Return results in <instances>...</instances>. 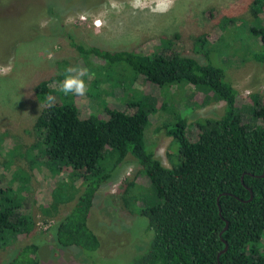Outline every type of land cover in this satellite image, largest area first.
<instances>
[{
	"label": "trees",
	"instance_id": "trees-1",
	"mask_svg": "<svg viewBox=\"0 0 264 264\" xmlns=\"http://www.w3.org/2000/svg\"><path fill=\"white\" fill-rule=\"evenodd\" d=\"M74 1L85 0L58 3L70 5ZM50 3L49 8L55 7L56 2ZM249 11L252 21L242 20L241 26L228 28L235 19L219 22L223 31L219 43L224 42L225 34L230 37L241 28L244 35L240 41L251 50V59L264 63V0H252ZM69 38L70 45L96 75L85 95L95 98L97 92H92L96 96H89V92L100 87L103 80H111L110 93L121 87L130 99L123 108L106 106V118L94 113L83 117L75 95L51 88L60 84L62 75L36 84L34 95L41 109L33 124L37 143L33 145L40 147L42 159L32 160L31 166L42 165L52 173L65 168L73 174L70 183L60 182L54 187V200L44 210L56 211L59 204L73 199L75 178L81 179L83 186L70 210L51 227L56 245L87 252L98 249L99 238L87 222L95 192L130 155L149 180V187L132 196V201H141L137 213L147 218L152 232L148 248L132 264H264V101L248 94L255 105L248 108L240 104L245 97L227 79L225 67L211 56L214 52L229 59L227 52L210 48L203 35L196 38L195 44L205 61L176 51L145 54L103 49ZM251 39L258 42L256 48L250 45ZM91 65L97 68L93 70ZM133 75L158 86L187 83L224 102L222 115L196 123V139L188 136L185 111L165 125V133L177 143L179 162L172 167L164 166L146 148L144 130L153 108L138 91L129 95L135 91ZM101 90L105 98L106 92ZM20 170L23 177L18 176V195L6 192L11 188L0 195V249L19 234L28 235L34 227V218L18 193L30 174ZM67 188L72 191L66 192ZM225 245L226 250L221 252ZM38 249L34 242L24 243L7 264H39Z\"/></svg>",
	"mask_w": 264,
	"mask_h": 264
},
{
	"label": "rangeland",
	"instance_id": "rangeland-1",
	"mask_svg": "<svg viewBox=\"0 0 264 264\" xmlns=\"http://www.w3.org/2000/svg\"><path fill=\"white\" fill-rule=\"evenodd\" d=\"M58 1L0 0V69H11L0 72V195L6 192L18 195L15 193L21 184L18 176L23 177L19 169L29 173V181L18 193L23 195V203L35 222L28 235L19 234L0 249V264H7L16 248L29 242L39 246V264H132L148 248L152 232L147 218L137 213L141 201H132V196L149 187V180L139 172V165L130 155L95 192L87 222L99 238L98 249L87 252L75 246L60 247L54 242L51 227L70 210L83 186L81 179L75 178L72 180L75 187H71L75 191L73 199L59 204L56 211L44 210L54 200V187L60 182L70 183L73 174L65 168L52 173L42 165L31 166L32 160L42 159L40 147L33 145L37 144L33 124L41 109L34 88L42 79L57 74L63 80L69 67L87 69L86 85L96 76L87 60L70 45V36L78 43L103 49L145 54L176 51L205 61L195 44L196 38L203 35L210 48L222 49L230 56L227 59L211 53L212 58L218 59L217 64L225 67L232 86L245 97L240 104L250 108L255 103L248 94H256L259 102L264 101V63L251 59V50H246L240 41L244 35L241 28L235 29L230 37L225 34L224 42L219 43L223 35L219 22L235 19V24L228 28L241 26L242 20L251 22L252 0H85L70 5ZM50 2H56L55 7L49 8ZM249 43L256 48L258 42L251 39ZM133 77L135 91L129 95L138 91L153 108L144 130L146 148L164 166L172 167L179 162L178 149L177 143L165 133V125L185 111L188 136L196 139V123L218 118L224 102L187 83L158 86L141 75ZM110 82L103 80L100 87L95 86L89 92V96L97 92L95 98L75 95L81 116L94 113L106 118V106H125L130 99L126 91L115 87L110 93ZM51 88L59 90V84ZM101 89L106 92L105 98ZM133 99L137 101V97ZM8 188L12 190L5 192Z\"/></svg>",
	"mask_w": 264,
	"mask_h": 264
},
{
	"label": "clouds",
	"instance_id": "clouds-1",
	"mask_svg": "<svg viewBox=\"0 0 264 264\" xmlns=\"http://www.w3.org/2000/svg\"><path fill=\"white\" fill-rule=\"evenodd\" d=\"M97 24H99V21ZM9 71H11L10 68L0 69V72L4 73ZM87 75L86 68L69 67L65 69L64 79L59 84V91L64 95L84 96L88 90L84 79Z\"/></svg>",
	"mask_w": 264,
	"mask_h": 264
},
{
	"label": "water",
	"instance_id": "water-1",
	"mask_svg": "<svg viewBox=\"0 0 264 264\" xmlns=\"http://www.w3.org/2000/svg\"><path fill=\"white\" fill-rule=\"evenodd\" d=\"M263 173H264V171H263ZM227 227V223H226V226H225V228ZM226 248H227V245H225V247H224V249L221 251V252H223V251H225L226 250ZM221 252H219V254H218V257H219V255H220V253Z\"/></svg>",
	"mask_w": 264,
	"mask_h": 264
}]
</instances>
